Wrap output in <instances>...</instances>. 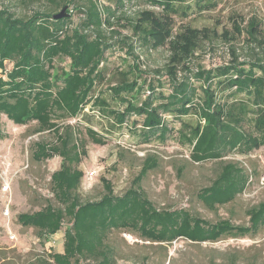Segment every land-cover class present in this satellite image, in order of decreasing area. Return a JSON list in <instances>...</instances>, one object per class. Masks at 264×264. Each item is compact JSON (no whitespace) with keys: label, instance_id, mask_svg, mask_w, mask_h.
<instances>
[{"label":"trees","instance_id":"16d2710c","mask_svg":"<svg viewBox=\"0 0 264 264\" xmlns=\"http://www.w3.org/2000/svg\"><path fill=\"white\" fill-rule=\"evenodd\" d=\"M99 1L109 4L100 5ZM70 3L84 15L75 25L72 13L55 20L54 13L35 11L29 17H19L0 9V113L16 125L36 122L38 131L53 133L54 142L35 143V160L62 158L60 168L51 175L60 206L48 204L18 216L23 226L36 228L42 236L64 233L63 251L51 252L49 259L39 264H80L87 256L98 258V264H113L106 244L113 230L137 233L158 243L178 238L216 242L227 236L257 233L264 226V202L248 210V226L226 219L211 222L185 208L156 207L140 184L158 166L154 156L145 159L139 176L123 195L115 194L112 182L102 178L104 195L82 202L77 189L84 171L78 165L88 154L87 145L78 139L74 126L63 122L82 114L89 116L84 112L87 107L96 109L111 127H122L137 115L142 118L144 141L152 136L166 141L176 132L179 142L190 147L194 162L221 160L231 152L249 154L264 147V56L240 60L233 48V58L226 64L191 66L208 30L190 25L177 28L176 17L189 16L195 7L210 10L216 0H64L57 7ZM143 5L154 8L127 15V9ZM241 21L234 20L233 32L225 31V37L244 34L249 42L263 48L262 22L255 16L245 26ZM117 23L149 49L168 46L164 75L171 86L169 92L160 90L161 70H156L153 78L143 76L129 36L116 40L108 36L107 28L118 33L113 29ZM115 46L136 59L128 75L135 70L140 74L134 78L126 74L118 83L97 89L106 76V53ZM58 58H68V68L58 70ZM169 117L180 121L177 129L169 126ZM85 135L94 144L106 143L92 127L86 128ZM5 137L0 126V141ZM221 163L212 183L197 193L210 209L235 200L249 181L243 167L232 161Z\"/></svg>","mask_w":264,"mask_h":264},{"label":"rangeland","instance_id":"374dc122","mask_svg":"<svg viewBox=\"0 0 264 264\" xmlns=\"http://www.w3.org/2000/svg\"><path fill=\"white\" fill-rule=\"evenodd\" d=\"M210 10L199 11L197 7L187 17H176V27L190 25L207 29L208 37H203L200 47L192 59L193 68H212L226 64L233 58V48L240 60H251L254 56H264V47L249 42L245 35L234 34L226 38L225 31L233 32L234 20L245 26L255 16L262 22L264 30V0H216ZM64 0H0V9H8L19 17H29L35 11L58 13ZM78 2V1H77ZM109 4L108 1H99ZM77 4V3H76ZM79 5V4H77ZM133 6L127 9L132 15L138 9L154 7ZM78 8L70 3L67 13H72L74 25L83 18ZM118 33L106 32L113 40L126 35L135 44V54L139 56L144 77L153 78L156 70H161V80L165 92L170 91V83L165 73V65L170 51L168 46L158 49L145 47L127 28L118 23L113 27ZM228 36V35H227ZM115 46L106 53V76L97 89L116 84L129 74V66L136 61L126 49ZM68 58H58V70L68 68ZM11 63H7L10 67ZM135 70L130 78L137 77ZM164 75V76H162ZM142 80V78H140ZM158 86V85H157ZM147 94V93H146ZM84 112L64 124H71L78 130L76 136L86 141L88 154L78 165L84 176L77 194L82 202L99 200L105 193L102 178L112 182L114 192L123 195L130 188L149 156L158 160V166L150 170L141 181V187L156 207L168 209L185 208L211 222L230 220L234 225H250L248 210L264 202V147L249 154L231 152L221 160L194 162L190 157V147L183 145L172 133L166 141L152 136L144 141L140 131L142 118L132 115L122 127H111L107 120L98 116L97 110L87 107ZM169 126L176 129L179 120L167 118ZM0 126L6 137L0 141V264H39L49 259L51 252H62L63 231L53 236H42L34 227L23 226L18 216L34 213L52 204L60 206L55 199L51 175L60 168L62 158L38 161L33 157L36 142H54L50 131H38L36 122L16 125L0 113ZM92 127L106 138L104 145L94 144L85 135L87 127ZM79 131L81 133H79ZM232 161L243 167L249 181L246 189L235 200L207 208L199 200L197 193L209 186L218 174L222 163ZM65 226L68 224L66 221ZM106 244L111 248L113 264H264V226L246 236H227L216 242L196 243L178 238L172 242L158 243L145 240L137 233L113 230ZM95 257H83L80 264H98Z\"/></svg>","mask_w":264,"mask_h":264},{"label":"water","instance_id":"95a60500","mask_svg":"<svg viewBox=\"0 0 264 264\" xmlns=\"http://www.w3.org/2000/svg\"><path fill=\"white\" fill-rule=\"evenodd\" d=\"M69 15V13H67V7H63L60 12L56 13L53 15V19L57 20V19H61L64 17H67Z\"/></svg>","mask_w":264,"mask_h":264}]
</instances>
